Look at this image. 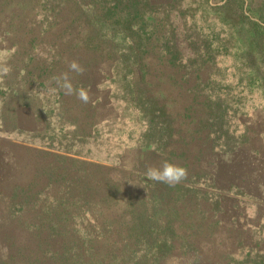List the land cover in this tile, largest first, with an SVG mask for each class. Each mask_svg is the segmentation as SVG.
Here are the masks:
<instances>
[{"label": "rangeland", "instance_id": "rangeland-1", "mask_svg": "<svg viewBox=\"0 0 264 264\" xmlns=\"http://www.w3.org/2000/svg\"><path fill=\"white\" fill-rule=\"evenodd\" d=\"M5 2L45 21L37 68L51 50L104 122L79 153H0V264H264V0ZM164 161L187 180L148 179Z\"/></svg>", "mask_w": 264, "mask_h": 264}, {"label": "crops", "instance_id": "crops-1", "mask_svg": "<svg viewBox=\"0 0 264 264\" xmlns=\"http://www.w3.org/2000/svg\"><path fill=\"white\" fill-rule=\"evenodd\" d=\"M0 4V61L12 71L0 77V153L53 144L56 132L52 84L36 72L33 33L20 30L15 6Z\"/></svg>", "mask_w": 264, "mask_h": 264}, {"label": "trees", "instance_id": "trees-1", "mask_svg": "<svg viewBox=\"0 0 264 264\" xmlns=\"http://www.w3.org/2000/svg\"><path fill=\"white\" fill-rule=\"evenodd\" d=\"M6 4L7 6L14 4L15 10L14 13L17 15L21 22H20V30H27L29 29L31 33H33V41L35 42L36 46L34 49V59L38 57L40 60L43 49L46 48L47 50L51 49L52 42L50 40V34L49 39H47V32L46 29H44L45 21L43 20H37L36 16L32 14L31 10L27 11L25 14H20V5L15 3H8L5 2V0H2L0 4ZM31 12V13H30ZM42 23V24H41ZM45 26V27H44ZM36 27H40L38 32H36ZM44 27V28H42ZM37 41V42H36ZM42 42V43H40ZM51 50L48 52L49 57L43 59V65L42 67L37 68L36 62L35 67L38 71V75L42 78L43 75H45L46 80H49L52 84V96H53V108L52 113L55 118L54 124L56 126V132L53 134V144H48L45 149L52 148V149H62L65 152H71L75 151L76 153L81 152L83 150V146L85 143H87L90 140L97 141L99 138V127L104 122L103 119H100L97 115V106H96V100L94 98H90V102L85 104L81 102L75 95H65L64 90L61 89L56 83H53V72H52V59H51ZM73 86L75 88L83 87L89 91V95H91L93 86H85L83 83L78 82H72ZM68 97H72L70 100L73 101V103L68 99ZM74 99V100H73ZM35 149H31L27 151V153H31V151H34ZM79 151V152H77ZM93 166L104 170L108 172L109 168L106 167L103 164L96 163ZM131 180V179H130ZM99 183V182H98ZM103 184L99 183V187H102ZM153 192H158V187L153 189ZM92 201H95L98 206V209L100 211V214L103 216L104 214H110V211H105L109 209H113L115 204V199L110 200V198H103L102 194L98 195H90L88 198ZM104 210V211H103ZM111 215V214H110ZM104 217V216H103ZM105 218V224L107 225V221L109 222L107 226V230L111 231L112 233L119 232L118 227L122 226L121 221L123 218H120L119 216L112 217L107 216ZM89 220L92 221L91 218ZM100 218H97V221H99ZM112 229V230H111ZM99 234L105 235L103 230L98 231ZM102 250V249H101ZM104 254L110 256V253L112 251V248L106 247L103 248Z\"/></svg>", "mask_w": 264, "mask_h": 264}, {"label": "clouds", "instance_id": "clouds-1", "mask_svg": "<svg viewBox=\"0 0 264 264\" xmlns=\"http://www.w3.org/2000/svg\"><path fill=\"white\" fill-rule=\"evenodd\" d=\"M70 72L83 75L85 69L78 61H71L68 64ZM12 71L6 61H0V77L7 76ZM57 85L64 90L65 95H75L81 102H90L89 91L83 87L75 88L70 78L69 72H64L54 77ZM7 159V157L5 158ZM146 177L152 181L175 186L188 178L186 167L171 161H164L160 166H149L145 173Z\"/></svg>", "mask_w": 264, "mask_h": 264}]
</instances>
